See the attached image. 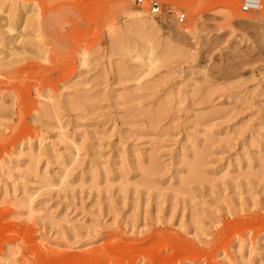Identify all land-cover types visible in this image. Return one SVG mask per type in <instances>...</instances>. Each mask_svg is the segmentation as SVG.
Wrapping results in <instances>:
<instances>
[{
    "label": "rangeland",
    "instance_id": "obj_1",
    "mask_svg": "<svg viewBox=\"0 0 264 264\" xmlns=\"http://www.w3.org/2000/svg\"><path fill=\"white\" fill-rule=\"evenodd\" d=\"M158 1L0 0V264H264V0Z\"/></svg>",
    "mask_w": 264,
    "mask_h": 264
},
{
    "label": "built area",
    "instance_id": "obj_2",
    "mask_svg": "<svg viewBox=\"0 0 264 264\" xmlns=\"http://www.w3.org/2000/svg\"><path fill=\"white\" fill-rule=\"evenodd\" d=\"M137 5L141 8H146L147 14L158 22L169 19L163 4L158 0H150L148 3H145L144 0H137ZM175 19L177 23L181 24L186 21L187 15L182 11L176 14Z\"/></svg>",
    "mask_w": 264,
    "mask_h": 264
},
{
    "label": "bare ground",
    "instance_id": "obj_3",
    "mask_svg": "<svg viewBox=\"0 0 264 264\" xmlns=\"http://www.w3.org/2000/svg\"><path fill=\"white\" fill-rule=\"evenodd\" d=\"M248 6L249 7H252V8H259V7H261V0H249L248 2ZM138 19H140V21H139V24H143V27H144V25H148L149 27L150 26H152V29H154L153 27H154V23H153V20H150V19H146V17L145 16H140V17H138ZM6 20H7V18H6ZM149 21V22H148ZM141 22V23H140ZM142 26V25H141ZM140 26V27H141ZM11 31L13 30L12 28H10L9 26H7ZM143 29V28H142ZM151 29V28H150ZM3 31V30H2ZM1 35V34H0Z\"/></svg>",
    "mask_w": 264,
    "mask_h": 264
}]
</instances>
